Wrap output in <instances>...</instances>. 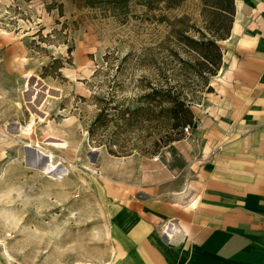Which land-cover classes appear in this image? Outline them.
Segmentation results:
<instances>
[{
    "label": "rangeland",
    "instance_id": "1",
    "mask_svg": "<svg viewBox=\"0 0 264 264\" xmlns=\"http://www.w3.org/2000/svg\"><path fill=\"white\" fill-rule=\"evenodd\" d=\"M181 17L197 38L201 0L133 4L121 18L80 0H0V264H110L111 187L135 183L140 160L168 155L177 136L143 94L179 74ZM139 107L128 124L94 123L102 108Z\"/></svg>",
    "mask_w": 264,
    "mask_h": 264
},
{
    "label": "crops",
    "instance_id": "2",
    "mask_svg": "<svg viewBox=\"0 0 264 264\" xmlns=\"http://www.w3.org/2000/svg\"><path fill=\"white\" fill-rule=\"evenodd\" d=\"M234 6L194 125L111 187L110 264H264V0Z\"/></svg>",
    "mask_w": 264,
    "mask_h": 264
},
{
    "label": "trees",
    "instance_id": "3",
    "mask_svg": "<svg viewBox=\"0 0 264 264\" xmlns=\"http://www.w3.org/2000/svg\"><path fill=\"white\" fill-rule=\"evenodd\" d=\"M182 1L80 0V6L91 10H101L110 16L121 18L127 15L133 4L149 11L162 12L177 8ZM201 3L207 18L203 29L196 30L197 38L187 35L186 17L175 19L171 23L173 42L185 54V58H183L179 56V51L171 48L179 72V74L174 73L172 75L174 77L173 84H169L166 80L165 83L149 84V90L143 94L148 105L152 107L149 109L164 120L169 129L176 131L177 136L170 138L171 143L181 137L186 125L190 127L194 125L191 106L197 98V92L203 90L207 93L212 92L209 80L218 73L222 66L223 52L219 42L229 36L234 19V0H201ZM153 18L158 21H168L166 15L162 13L154 14ZM68 51L70 52L71 49L69 48ZM182 79L185 81L184 85L180 84ZM139 110L142 108L139 107L134 110L124 108L111 114L102 108L94 123H98L102 119L108 121L117 116L123 124H128L132 116ZM111 153L113 152L111 151Z\"/></svg>",
    "mask_w": 264,
    "mask_h": 264
},
{
    "label": "bare ground",
    "instance_id": "4",
    "mask_svg": "<svg viewBox=\"0 0 264 264\" xmlns=\"http://www.w3.org/2000/svg\"><path fill=\"white\" fill-rule=\"evenodd\" d=\"M42 82V81H41ZM46 84V83H45ZM47 86V85H46ZM45 86V87H46ZM49 88V87H48ZM36 89V88H35ZM32 95V94H31ZM45 95V94H44ZM44 97V96H43ZM42 100V99H41ZM35 104V103H34ZM39 104V103H38ZM45 170H49V169H53L54 167L53 166H51L50 164L49 165H46L45 167ZM170 230V229H169ZM180 234V233H179ZM179 236V235H178ZM175 238H176V236H175ZM173 239V238H172ZM176 239H178V238H176ZM171 240V239H170Z\"/></svg>",
    "mask_w": 264,
    "mask_h": 264
},
{
    "label": "built area",
    "instance_id": "5",
    "mask_svg": "<svg viewBox=\"0 0 264 264\" xmlns=\"http://www.w3.org/2000/svg\"><path fill=\"white\" fill-rule=\"evenodd\" d=\"M189 129H190V126L186 125V126L183 128V132H184V133H187V132L189 131ZM155 159H157V158L155 157Z\"/></svg>",
    "mask_w": 264,
    "mask_h": 264
}]
</instances>
